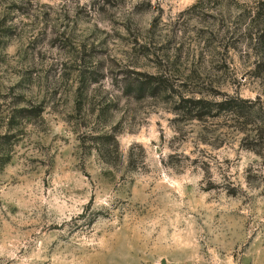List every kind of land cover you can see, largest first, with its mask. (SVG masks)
<instances>
[{"label":"rangeland","instance_id":"374dc122","mask_svg":"<svg viewBox=\"0 0 264 264\" xmlns=\"http://www.w3.org/2000/svg\"><path fill=\"white\" fill-rule=\"evenodd\" d=\"M197 1L0 0V264H264V135L208 133L115 80L158 71L160 48L184 73L216 50L230 65L191 89L255 102L264 125L256 49L200 33L222 9L233 27L235 1L207 0L201 22Z\"/></svg>","mask_w":264,"mask_h":264},{"label":"trees","instance_id":"16d2710c","mask_svg":"<svg viewBox=\"0 0 264 264\" xmlns=\"http://www.w3.org/2000/svg\"><path fill=\"white\" fill-rule=\"evenodd\" d=\"M207 0H198L192 5L190 10L201 9L205 10L202 16L199 18L202 20L217 19L216 16L212 15L207 9ZM236 3V11L233 14H229L231 18H234V26H226L227 20L225 19V13L222 9V22L217 27L209 25H203V29L200 32L203 36H208L209 39H230L240 38L247 46L252 49H256L255 56V69H261L264 66V0H254L251 3L242 2L240 0H233ZM180 26V30H183L184 35L187 34L186 29ZM176 32L179 30L176 29ZM155 33V32H154ZM166 37H170L167 34ZM156 38L155 34H152L146 43L148 45H160L163 46L164 37L158 42L154 41ZM167 39V38H166ZM147 45V46H148ZM161 49V48H160ZM150 52L154 54L160 60L158 65V71L154 73H146L142 71H130L124 70L123 68L116 73L115 80L117 77H121V82L124 84V95L127 98L134 97L140 99H162L165 102L174 104L173 110L177 114H183L188 119H196L204 124L206 132L208 130L209 122L213 119H224L230 125L228 127L235 128L238 133H243L245 140H254V134L258 137L264 135V125L255 126L250 125V118L256 112L255 102L247 99H243L241 96L221 95L219 97H213L201 91H193L192 86L207 85L206 74H209V70L217 69L218 66L223 64L230 65L231 60L226 54L211 51L202 52L197 56V62L201 63L202 70H191L188 73H184L177 69L178 63L182 62L185 57L182 53L170 56L164 53V50ZM150 50V49H149ZM196 58L195 56L188 55L186 57ZM247 58H251L248 56ZM77 61L84 63V54L77 58ZM100 70L99 68H95ZM221 70L222 67H220ZM80 72V78L82 81H87L90 84L98 83L101 79L97 78L98 71H87V69L78 70ZM206 83V84H205ZM95 115H100L99 111ZM237 123V127L235 126ZM218 129L215 130V132ZM251 147V145H248Z\"/></svg>","mask_w":264,"mask_h":264}]
</instances>
